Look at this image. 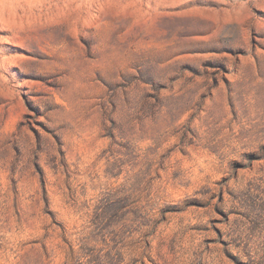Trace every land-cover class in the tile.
<instances>
[{"label": "rangeland", "instance_id": "1", "mask_svg": "<svg viewBox=\"0 0 264 264\" xmlns=\"http://www.w3.org/2000/svg\"><path fill=\"white\" fill-rule=\"evenodd\" d=\"M0 264H264V0H0Z\"/></svg>", "mask_w": 264, "mask_h": 264}]
</instances>
